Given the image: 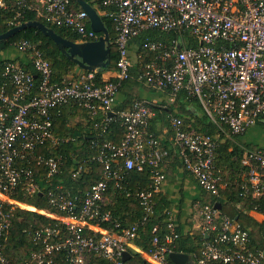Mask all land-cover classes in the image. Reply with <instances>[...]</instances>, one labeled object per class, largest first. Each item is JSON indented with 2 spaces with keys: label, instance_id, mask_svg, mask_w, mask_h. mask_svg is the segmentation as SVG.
Returning a JSON list of instances; mask_svg holds the SVG:
<instances>
[{
  "label": "built area",
  "instance_id": "1",
  "mask_svg": "<svg viewBox=\"0 0 264 264\" xmlns=\"http://www.w3.org/2000/svg\"><path fill=\"white\" fill-rule=\"evenodd\" d=\"M16 4L9 24H19L28 8L49 23L83 37L99 38L88 27V12L75 8L71 0H16ZM102 5L108 8L116 32V77L99 84L91 71L64 83L54 81L51 61L38 42L25 37L13 45L28 57L35 71L16 60L5 61V79L0 84V200L10 210L0 204V264H12L3 249L11 212L29 208L27 202L14 197L19 190L41 192L59 211L29 208L55 220L33 231L39 248L18 264H53L58 255L66 264H128L134 254L144 258L140 264H170L169 253L179 236L170 210L166 218L169 231L163 240L156 236L152 248L131 249L139 226L148 222L164 188L167 177L162 164L171 149L151 128L154 110L148 100L136 98L129 108L116 107L120 87L128 79L167 89L175 98L180 92L197 98L219 129L212 135L187 128L181 116L169 118L171 142L183 167L213 196L212 201H195L204 237L194 254L195 264H264V250L251 245V228L216 207L221 188L229 184V172L216 164L220 144L264 118V0H102ZM8 6V0H0V10ZM146 28L173 36L168 42L147 39L143 52L154 55L135 66L130 44ZM190 41L196 44L189 45ZM71 101L89 107L93 115L101 112L103 122H95L98 132L93 140L99 147L96 161L101 163L102 176L91 184L80 205L64 182L52 184L63 171L64 155L39 152L70 140L56 135L53 110ZM114 118L124 128L121 140L101 141V128L105 131ZM240 163L246 169L236 171L245 179L243 195L253 198L255 211L264 215V146L244 148ZM147 168L149 187L133 192L128 175ZM84 169L80 163L74 178L81 177ZM110 185L137 196L144 210L141 219L125 225L113 216L107 207L112 202ZM158 228L155 223L153 232ZM126 251L130 258H124Z\"/></svg>",
  "mask_w": 264,
  "mask_h": 264
},
{
  "label": "trees",
  "instance_id": "2",
  "mask_svg": "<svg viewBox=\"0 0 264 264\" xmlns=\"http://www.w3.org/2000/svg\"><path fill=\"white\" fill-rule=\"evenodd\" d=\"M92 3L97 8H107L102 5V0H86ZM71 3H75V8H81L79 3L75 0H71ZM9 6L0 10V33L5 32L9 28L15 26L14 24H9L17 12L18 6L16 0H8ZM108 10V8H107ZM106 25L111 32L112 40V55L110 63L100 70L93 71L95 73V80L97 83H102L103 80L102 70L103 69H117V49L115 39V27L112 17L108 13L102 15ZM37 19L42 20L49 26L53 27L61 35L68 37L76 41H88L93 40L92 38L83 37L80 34L66 28L61 27L52 23L45 21L41 16L37 14L35 10L26 9L22 16L19 17L20 22ZM88 27H91L90 20L88 21ZM98 33V32H97ZM102 33H98L100 36ZM173 36L172 33H167L161 31L157 28H146L140 34L134 37V42L139 46L140 51H144L142 45L147 39L163 40L169 41ZM21 37L28 38L39 43V47L43 50L45 56L51 61L54 75L53 80L64 83L69 79L64 80L65 74L74 72L78 67L82 69V73L87 74L90 71L80 67L76 61L70 58L63 52L56 42L48 35H46L42 30L37 27H27L15 35L0 41V84L4 82V77L2 72L5 67V61L19 59L21 63L31 71H35L34 66L28 59V57L17 56L20 52L13 45V42ZM196 44L194 41H190L189 45ZM141 52V53H142ZM144 53V52H143ZM145 54V53H144ZM153 54V53H150ZM150 54H147L148 56ZM147 57V56H146ZM148 59V58H147ZM146 58L141 63L147 60ZM73 77H79V73H74ZM112 79V78H109ZM38 80V77H36ZM144 86L141 82L136 79H128L123 82L120 89L125 91V102L126 104H121L118 108H129L134 99L143 98L142 90L140 88ZM188 99V100H187ZM132 101V102H131ZM128 103V104H127ZM151 103L154 110V116L151 119V128L157 132V121H163L164 123L169 122L171 115H178L184 118L185 125L189 129H195L200 132L209 133L216 135L218 133L217 125L210 119L208 114L205 112L201 106L199 100L193 96H188L186 92H180L173 104L163 106L160 103ZM71 104L76 111L75 114L81 112L85 116V121H83L82 128H73L68 124V114L64 113L65 107ZM189 104H192L197 108V112L189 108ZM126 105H130L129 107ZM53 120H54V130H57V134L76 136L74 139L70 138L68 141L61 142L59 145L52 146L51 148H40L39 152L44 153H62L64 155L63 171L57 175L53 180L52 184L55 185L58 182H64L66 186L70 189V195L73 198L77 197V202L80 205L86 195V191L91 186V184L99 180L102 176L101 163L96 161V155L99 152V147H95L93 144L94 135L98 132L95 126L96 121L102 122L101 112H97L95 115L89 107L80 104L77 101H71L65 105H62L53 110ZM103 123V122H102ZM255 130H259L256 135ZM101 141L111 140L114 142H119L123 136L124 128L121 123L115 118L112 119L105 131L102 130ZM261 133L259 136L257 134ZM264 122L258 120L253 126H250L244 133L233 135L232 138H226L219 146L218 155L216 158V164L218 168L223 171L229 172L228 180L229 184L225 188H221V196L217 197L222 204V211L237 218L243 225L251 228V245L264 250V220L258 221L250 214L241 210L236 204L237 202H242L244 207L248 209L257 210L255 206V201L253 198L245 197L243 195L242 184L244 183V177L242 175L236 174V171H245V167L240 163V156L244 147L237 143L238 139L242 140L248 138L247 147L248 148H258L264 146ZM178 157L177 155L175 156ZM178 159V158H177ZM80 163L85 164V169L83 174L78 179H75L73 172L79 166ZM33 165V163H31ZM150 170L147 168L145 171L132 170L128 175V180L133 192L139 189L148 188L150 184ZM39 183H41L39 181ZM109 193L112 198V202L107 206L114 217H118L123 220L124 224L130 225L134 221L139 220L143 217L144 210L143 206L140 204L139 199L135 194L128 196L123 190L111 187L109 188ZM161 199L155 205L154 212L149 216L148 222L139 226L138 235L135 238L136 243L143 247L144 249H150L154 246V238L159 237L160 242L163 240L164 234L169 231L166 218L167 210L170 209L172 204V199L168 198L166 193H160ZM202 197L205 201H212L213 196L202 190ZM14 197L18 200L27 202L29 204L35 205L40 208L48 209L50 211H59L56 207L49 204L47 197L41 192L29 194L26 191L19 190L18 193L14 194ZM198 199V198H197ZM196 200V199H195ZM6 210H10V205L7 203H2ZM29 205V208H33ZM177 220L181 223L182 219L185 218L186 212L179 210L176 212ZM11 225L3 241L4 253L10 258L12 264H18L22 262L32 251L39 248V244L33 239V231L43 225L53 222L55 219L44 215L40 212L34 210H28L25 208L17 207L11 212ZM155 223H159V228L157 232H153V227ZM176 224V231L179 236L173 242V250L185 251L190 254H196L199 247L202 245L204 237L198 231L185 232L184 226L182 224ZM104 225H110L104 223ZM53 264H66L63 256L58 255L55 258ZM144 262V258L139 254H134V256L128 261V264H140ZM169 263L174 264L169 257ZM106 264V263H104ZM215 264H242L238 261L230 263L217 262Z\"/></svg>",
  "mask_w": 264,
  "mask_h": 264
},
{
  "label": "crops",
  "instance_id": "3",
  "mask_svg": "<svg viewBox=\"0 0 264 264\" xmlns=\"http://www.w3.org/2000/svg\"><path fill=\"white\" fill-rule=\"evenodd\" d=\"M72 5L75 6V3L74 4L72 3ZM97 9H98L99 13L101 14V16L104 14L106 15L108 13L107 8H105V7L100 8V9L97 8ZM98 33H100V32H98ZM133 40H134V38L132 39V42L130 44V55L132 57V60L135 62V66H137V65L141 64V62L144 61L145 58L146 59L152 58L154 54H150L149 56L144 54L142 51H140L139 46ZM17 56L22 57L24 55L22 52H19ZM16 61L21 62L19 59H16ZM81 70L82 69L77 67L75 69L74 73H77V74L79 73V77H80L81 75L84 74V73H82ZM89 71L91 72V71H96V70H89ZM74 73H73V75L70 74L71 76L70 75L68 76V74H65L63 79L64 80H67V79L71 80V79L79 78V77H73ZM53 75H54V71H53ZM117 75H118V70L116 68L115 69H103L102 70L103 80H107L109 78H114ZM143 85L146 86V88L144 89L143 87H141L140 90H142L143 98L148 100L149 102L160 103L163 106L167 107L168 105L173 104L177 98V97L175 98L172 95V93L167 89H165V90L156 89V88L149 87L145 84H143ZM124 100H125V91L120 89L118 96H117L116 107H118L121 104H126V102ZM126 106L129 107L130 105H126ZM72 107L73 106L71 104H68V106L65 107V111H64V113L68 114V117H69L68 124L71 125L73 128L78 127L81 129L83 126L82 122L85 121V116L83 114H81V112H79L78 114H75L74 112L76 110ZM189 108L191 110L197 112V108L195 106H193L192 104H189ZM156 128H157L156 133L162 137L163 143L166 144L171 149V155L162 164V168L166 172L167 179H166V182L164 184V188H163L161 194L166 193L168 195V198L172 199V204L170 206V209H166V210H170L174 213L176 224H178V225L180 222L177 220L176 212L179 211L180 209L185 211L186 212L185 218H183L181 223H180V224H182V226H184L185 232H194V231L200 232V225L202 223V218H201V214H200L198 208L195 206V201L197 200V198L198 199L200 198L199 196L202 197V195H201L202 188L198 184L196 178L183 167L179 157H177L178 159L175 157L177 154H176L174 147L172 145V142H171V134L172 133H171L170 122L164 123L163 121H157V127ZM258 131L259 130H255L254 134L256 135V133ZM55 133L59 137H66V138H75L76 137V136H67V135L57 134V130H55ZM260 134L261 133L257 134V136H259ZM262 134L264 135V133H262ZM238 140H239V141H237L238 144H240L244 148H247L248 138H244L242 140L238 139ZM159 198L161 199V195H159ZM29 205H32V204H29ZM236 205L239 208H241V210H244V212L250 214L251 216H253L258 221L262 222L264 220V215L261 212L255 211L254 209H248L247 207H244L242 202H237ZM32 206L35 207V205H32ZM26 209L32 210L29 208H26ZM34 211H36V210H34ZM132 246L133 247H131V249L134 251H136L135 248L141 247L136 243L132 244ZM190 255L192 256V258L194 260V264H195V256L193 254H190Z\"/></svg>",
  "mask_w": 264,
  "mask_h": 264
},
{
  "label": "water",
  "instance_id": "4",
  "mask_svg": "<svg viewBox=\"0 0 264 264\" xmlns=\"http://www.w3.org/2000/svg\"><path fill=\"white\" fill-rule=\"evenodd\" d=\"M80 6L88 12L91 27L102 34L98 39L88 41H76L58 33L53 27L49 26L42 20L30 19L22 21L19 24L0 33V41L7 39L27 27H37L46 35L50 36L70 58L77 64L88 70H99L107 66L111 61L112 41L111 32L106 25L103 17L96 6L86 0H75ZM264 121V118L262 119ZM216 207L222 208L220 201L216 202ZM131 253L126 251L124 258L127 259ZM169 257L174 264H194L192 256L185 251L173 250Z\"/></svg>",
  "mask_w": 264,
  "mask_h": 264
},
{
  "label": "rangeland",
  "instance_id": "5",
  "mask_svg": "<svg viewBox=\"0 0 264 264\" xmlns=\"http://www.w3.org/2000/svg\"><path fill=\"white\" fill-rule=\"evenodd\" d=\"M71 73H72V72L68 73V76H69ZM73 73H74V72H73ZM73 73H72L71 75H73ZM71 75H70V76H71Z\"/></svg>",
  "mask_w": 264,
  "mask_h": 264
}]
</instances>
